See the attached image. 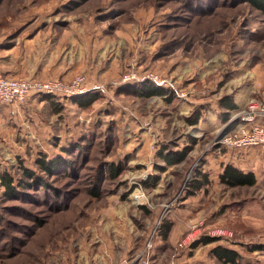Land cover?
<instances>
[{
  "label": "rangeland",
  "instance_id": "obj_1",
  "mask_svg": "<svg viewBox=\"0 0 264 264\" xmlns=\"http://www.w3.org/2000/svg\"><path fill=\"white\" fill-rule=\"evenodd\" d=\"M0 65L64 81L84 75L89 87L105 88L90 89L97 99L87 109L35 97L45 104L25 105L7 123L13 149L3 145L0 122V264H161L162 256V264H219L216 245L237 251L239 264H264V159L252 167L253 188L218 180L226 163L219 155L241 151L217 142L238 127L236 114L225 123L219 108L234 95L235 68L254 74L251 100L264 101L257 10L238 0H0ZM146 84L166 97L128 93ZM163 146L189 149L187 159L161 171ZM58 156L71 157L72 169L47 177L48 188L20 189L25 169L44 176L39 159ZM201 174L209 183L191 196ZM3 175L20 197L6 196ZM196 219L203 226L187 238ZM160 220L174 224L172 244L156 230ZM205 237L217 242L193 248Z\"/></svg>",
  "mask_w": 264,
  "mask_h": 264
},
{
  "label": "trees",
  "instance_id": "obj_2",
  "mask_svg": "<svg viewBox=\"0 0 264 264\" xmlns=\"http://www.w3.org/2000/svg\"><path fill=\"white\" fill-rule=\"evenodd\" d=\"M240 3L247 4L251 8L257 10L263 17H264V0H238ZM128 93H130L133 96L143 97V98H151L154 96H165L166 92L159 90L152 86L151 84H146L143 87H129ZM51 98V97H47ZM97 95L96 93L93 94H87L85 96L76 98L74 101L76 104H78L79 107L87 109L92 106V104L96 101ZM219 108L222 110L221 112V120L223 122H228L230 120V114L236 109V105L234 103L233 97L230 96H224L219 101ZM201 116L197 113L196 118L194 120L188 119V123L190 125H196L198 124ZM83 148V147H80ZM77 149V147H76ZM75 149V150H76ZM78 150V149H77ZM189 149H184L181 151H173V149L170 146H163L159 152L158 157L165 162V166L159 167L161 171H164L167 166H176L181 163H183L187 159ZM72 150H66V153L70 154ZM73 153V152H72ZM69 159L65 157L58 156L52 160L47 161L44 158L39 159L37 162L38 168L40 172L43 173L44 176L38 175L35 171L25 169L24 173V179L26 180L22 184H19L20 189L25 190L27 188H32L35 186L39 187H46L48 188L49 184L47 181V177L49 176H55L57 173H59L61 170L69 169L74 166V162L71 157H68ZM118 168L111 167L110 173L113 177H116L118 175ZM220 183L223 186H226L230 189H237V188H253L258 183V178L255 173L253 172H243L237 167H234L232 165H226L223 167L222 174L220 175ZM209 183L208 177L205 174H201V179H195L190 183L191 191L190 195H194L198 191H202L205 189V186ZM1 184L5 188V194L11 199L20 197L21 193L19 192L18 188L19 186H16V182L13 177L3 175L1 176ZM91 195L93 197H100V194L96 190L90 191ZM172 223L167 222L162 224V226H159V230L161 233V237L163 240H167L170 231L172 229ZM214 242H217V239L211 238V237H205L200 238L197 241L193 243V248L198 247L200 245H209ZM212 255L215 258L219 264H239L240 260V254L232 250L228 247H225L223 245H216L212 249Z\"/></svg>",
  "mask_w": 264,
  "mask_h": 264
},
{
  "label": "built area",
  "instance_id": "obj_3",
  "mask_svg": "<svg viewBox=\"0 0 264 264\" xmlns=\"http://www.w3.org/2000/svg\"><path fill=\"white\" fill-rule=\"evenodd\" d=\"M153 78L155 82L160 81L158 77ZM104 91L103 85H94L89 87L84 75H79L71 81L61 79L34 80L30 78H9L0 72V107L5 105L19 104L27 100L31 95H42L52 97L57 100H74L82 97L93 89ZM91 89V90H90ZM237 129L231 135L218 140V145L230 146L235 149L243 150L252 147L264 149V101L251 100L245 111L236 116ZM142 195L136 196L139 201ZM161 220L156 225L159 229ZM203 226L202 219H196L188 223L190 234L187 238L198 232ZM187 241L180 243L184 247ZM154 249L152 239L148 241L143 254L146 257ZM144 264H150L149 261L143 260Z\"/></svg>",
  "mask_w": 264,
  "mask_h": 264
},
{
  "label": "crops",
  "instance_id": "obj_4",
  "mask_svg": "<svg viewBox=\"0 0 264 264\" xmlns=\"http://www.w3.org/2000/svg\"><path fill=\"white\" fill-rule=\"evenodd\" d=\"M1 67L2 66L0 65V68ZM0 72H2L3 75H5L6 77L13 78V79H16V78H30V79H34V80L53 79V78H40V77H38V76H43V74H44V73L39 72V71L37 73H28V74L16 73V74H14L12 72H9L8 70L2 71L0 69ZM26 75H29V76H26ZM235 75H236L235 80H232L231 84L234 86L233 87V94H234L233 100H234V103L236 105V109L232 112V114L233 115L236 114V116H237L239 113L246 110L248 103H249V100H251V98L254 95V92L256 90V85H254V81L252 80V77L254 74L242 66L239 68H235ZM34 76H37V77H34ZM35 97H46V96L31 95L29 98H27L26 101H24L22 103L13 104V105H5V106L0 107V122H2L1 128L5 131V134H4V136H2V138L4 141H7V145H5L6 143H3L6 150H8L9 148L13 149V147H14L11 143L8 142L9 140H13V137L15 138V135H13L14 130H12L11 127H10V129H6V126H7V123H10V120L13 118V116H17V114L19 113L18 109H20L21 107H24L25 105H28L30 107H34L36 105V103H39V107H40L43 104H45V101H39V102L35 101V99H34ZM50 99L58 101L57 99L52 98V97ZM66 101L67 102H65V103L67 105V103H69V102H68V100H66ZM243 150L245 152L242 150L241 151L233 150V151H230L229 153L219 155V157L221 158L222 161L223 160L226 161L224 166L232 165L234 167L239 168L243 172L255 173V171L252 169V167L254 164H258V162H260L261 159L263 160L264 155H262V157L258 161L257 158L252 156L253 151L259 152V151H264V149L259 148V147H252V148H247V149H243ZM9 152H11V151H9ZM248 152H250L252 154H248ZM5 153H6V151H5ZM222 171H223V168L219 172V175H218L219 181H220L219 178H220V175L222 174ZM207 177H208V175H207ZM172 225L173 226H172V229L170 231V235H169L168 239L167 240L162 239L166 244H168V243L172 244L174 242V238L177 237L178 232L176 231V229H174L175 228L174 224H172ZM182 234H183V232H182ZM162 251H164V250H162ZM159 260H160V262L163 263V256Z\"/></svg>",
  "mask_w": 264,
  "mask_h": 264
}]
</instances>
